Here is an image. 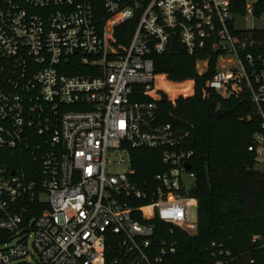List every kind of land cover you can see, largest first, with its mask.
Masks as SVG:
<instances>
[{
    "label": "built area",
    "instance_id": "built-area-1",
    "mask_svg": "<svg viewBox=\"0 0 264 264\" xmlns=\"http://www.w3.org/2000/svg\"><path fill=\"white\" fill-rule=\"evenodd\" d=\"M241 1L243 14L240 0H103L98 14L94 0H0V264H171L179 233L197 231L196 175L190 133L159 123L157 77L171 79L152 54L171 52L176 33L198 74L216 55L203 95L249 98L263 119L249 149L262 154L264 53L231 27L264 9ZM140 147H163L167 166L146 185L132 167ZM211 257L232 260L216 242Z\"/></svg>",
    "mask_w": 264,
    "mask_h": 264
},
{
    "label": "trees",
    "instance_id": "trees-1",
    "mask_svg": "<svg viewBox=\"0 0 264 264\" xmlns=\"http://www.w3.org/2000/svg\"><path fill=\"white\" fill-rule=\"evenodd\" d=\"M94 8L103 14V0H94ZM245 1L238 4L243 14ZM256 9H264V0H257ZM133 22L118 27L121 43H127ZM232 33L257 43L258 51L264 43V29H235ZM157 73H165L173 81L193 79L195 94L180 97L176 102L166 94L157 102L159 123L172 124L190 133L188 148L193 151L191 171L196 175L192 195L197 198V231L195 234L179 233V250L171 264H211L212 243L222 244L230 250V264H264V169L255 168L258 154L249 147L254 135L263 131L262 117L247 97H222L216 92L203 95L205 81L215 71L213 55L207 74L196 69L197 54L186 51H169L152 54ZM72 63V62H71ZM70 74H86L87 70L70 69ZM158 86L166 89L171 97L187 94L192 82L176 84L157 77ZM146 95H136L133 100L150 101ZM229 112L218 117L219 108ZM163 147L131 149L132 167L143 185L151 183L154 176L167 169L162 162ZM27 160V161H26ZM21 168L34 164L31 152L18 155L14 160ZM258 235L261 238L254 241Z\"/></svg>",
    "mask_w": 264,
    "mask_h": 264
},
{
    "label": "rangeland",
    "instance_id": "rangeland-1",
    "mask_svg": "<svg viewBox=\"0 0 264 264\" xmlns=\"http://www.w3.org/2000/svg\"><path fill=\"white\" fill-rule=\"evenodd\" d=\"M235 27L237 29H242V30H244V29H252V28L264 29V20L263 19H259V18H254L251 15H247V16H244V17L243 16H236L235 17ZM158 74H163V73H158ZM171 82L176 83V84H181L183 82H192V86L195 87V85H196V83H195V81L193 79H187V80H184V81H181V82L172 80ZM165 93L168 96L169 100H171L173 102H176L181 96L182 97H190V96L194 95L195 94V90L192 93L189 91L187 94L178 93L175 97H171L169 92L166 89H165ZM125 162L127 163V158L126 157H125ZM255 168L258 169V170H263L264 169V152L262 154L258 155V157L256 159ZM117 169L125 170V169H127V167H126V165H121V166L117 167ZM195 233L196 232H194V234Z\"/></svg>",
    "mask_w": 264,
    "mask_h": 264
},
{
    "label": "water",
    "instance_id": "water-1",
    "mask_svg": "<svg viewBox=\"0 0 264 264\" xmlns=\"http://www.w3.org/2000/svg\"><path fill=\"white\" fill-rule=\"evenodd\" d=\"M262 47L264 49V43H262ZM182 50H183V47L178 42L177 34L174 33L173 36H172V43H171L170 51L172 53H177V52H181ZM228 112H229V109L223 107V108H219L216 111V114H217L218 117H222L224 114H226ZM185 166H186L187 169H189L190 168V163L187 162Z\"/></svg>",
    "mask_w": 264,
    "mask_h": 264
}]
</instances>
